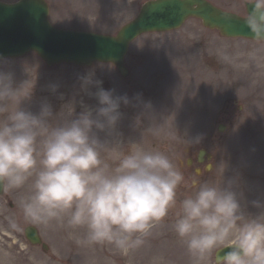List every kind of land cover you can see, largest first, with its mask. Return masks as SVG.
Instances as JSON below:
<instances>
[{
  "label": "rangeland",
  "instance_id": "rangeland-1",
  "mask_svg": "<svg viewBox=\"0 0 264 264\" xmlns=\"http://www.w3.org/2000/svg\"><path fill=\"white\" fill-rule=\"evenodd\" d=\"M47 1L51 21L59 27L115 33L137 14L145 0ZM212 1L246 13L242 0ZM192 28L198 35L189 39L185 34L189 35ZM130 50L126 60H131L133 74L145 79L143 83L138 82L137 87L145 86L147 96L155 100L148 101L141 112L122 105V117L114 136L99 133L101 139L113 141L102 152V160L115 167L129 150L152 148V152L163 153L169 158L170 151L173 154L170 159L178 162L180 155L174 148L170 150L173 146L165 150L171 138L169 135L196 133L195 138L200 137L198 145L215 154V165L205 174V181L215 184L223 179L222 186H231L245 212L259 214L261 209L252 202L264 204V41L225 38L216 30L205 29L198 19L192 18L179 29L150 32L139 37ZM142 60L145 63L140 67L138 62ZM93 66L84 73L69 63L49 68L35 53L0 60V71L13 75L14 86L26 82L22 95L33 91L21 104L33 113H39L45 102L52 106L54 113H59L63 105L75 102L76 115H79L83 111L81 101L95 110L99 107L94 95L98 91L95 82L99 79L91 74L95 68L103 70L102 87L105 90H112L115 96L127 95L128 79L117 83L120 76L113 66ZM161 73L164 75L163 89L157 90L154 89L155 81L160 82ZM86 76H91L93 83L85 90L82 81ZM152 104L156 110L149 114ZM143 121L145 129L140 130V134L144 135L136 138ZM221 125H224L223 131L219 130ZM237 142L249 147L236 149ZM248 157L257 161H246ZM193 179L185 177L177 187L176 204L169 209L165 220L144 238L142 246L127 254L107 243L87 244L83 228L71 229L55 221L48 225L25 221L19 201L28 194V186L4 190L0 194V264H192L184 242L175 235L171 225L182 214L180 202L195 194ZM10 220H15L22 230L13 229ZM29 225L39 229L48 245L47 250L29 242L25 235ZM215 252L208 264H215Z\"/></svg>",
  "mask_w": 264,
  "mask_h": 264
},
{
  "label": "clouds",
  "instance_id": "clouds-1",
  "mask_svg": "<svg viewBox=\"0 0 264 264\" xmlns=\"http://www.w3.org/2000/svg\"><path fill=\"white\" fill-rule=\"evenodd\" d=\"M252 6L246 24L264 41V0H252ZM25 83L14 86L13 75L0 71V189L28 186L19 201L27 222L83 228L87 244L107 243L123 254L142 246L175 206L183 173L167 155L142 149L129 150L115 167L102 160L113 141L99 133L114 136L121 103L130 101L105 90L101 81L95 82L94 94L99 107L81 101L79 115L75 102L59 113L46 102L39 113L21 107L33 92L22 95ZM92 83L86 76L82 88ZM189 142L199 143L200 137ZM222 184L223 179L214 184L194 178L195 194L180 202L182 214L172 231L192 264H208L224 246L229 250L217 253L215 264H264V204L252 202L261 209L257 215L245 212L237 193ZM10 226L22 230L15 220Z\"/></svg>",
  "mask_w": 264,
  "mask_h": 264
},
{
  "label": "water",
  "instance_id": "water-1",
  "mask_svg": "<svg viewBox=\"0 0 264 264\" xmlns=\"http://www.w3.org/2000/svg\"><path fill=\"white\" fill-rule=\"evenodd\" d=\"M252 8V2L247 3V15L242 16L208 0H150L132 21L112 36L55 27L49 20L45 0L0 1V58L35 51L49 65L63 61L91 65L102 61L122 67L129 45L137 36L179 28L190 17L201 19L204 26L219 30L223 36L256 40L246 24ZM25 232L31 243H42L37 228L29 226ZM43 246L48 248L45 243ZM228 250L225 246L216 254L223 255Z\"/></svg>",
  "mask_w": 264,
  "mask_h": 264
},
{
  "label": "flooded vegetation",
  "instance_id": "flooded-vegetation-1",
  "mask_svg": "<svg viewBox=\"0 0 264 264\" xmlns=\"http://www.w3.org/2000/svg\"><path fill=\"white\" fill-rule=\"evenodd\" d=\"M242 1L246 2V1H252V0H242ZM195 31L196 29L192 28L188 32L189 35L185 34V37H188L189 39H191L194 36H197V34H195ZM134 59H135V54H134ZM130 61L126 63L127 67L129 68V74L127 76L128 83H129V91L127 95H125L128 97L130 103L127 105L122 103V105H124L126 109H130L131 111H137L139 109V111L141 112L144 109V107H146V105L148 104V101H154L155 99L149 98L147 96V94L144 91L146 88L145 86L139 85L137 87L138 82L143 83L144 81L141 80V77H135V73L133 74L132 63ZM138 63L141 64V61H139ZM160 75H162L160 77V82L155 81L156 85L154 89H157V90L162 89L161 87H162V80H163L164 75L162 73ZM105 83L108 84L106 80H105ZM60 102L62 103V101ZM132 127H134V124L132 125ZM194 139L195 138L193 135H182L180 137V142L173 148L176 150L177 153L185 156L186 172L190 173L192 177H197L198 179H202V178H205V174L207 173V168L209 167V165L213 166L215 162L214 153L211 152L210 150L200 147L198 143L190 144L189 141H192ZM197 171H200V172H197Z\"/></svg>",
  "mask_w": 264,
  "mask_h": 264
},
{
  "label": "bare ground",
  "instance_id": "bare-ground-1",
  "mask_svg": "<svg viewBox=\"0 0 264 264\" xmlns=\"http://www.w3.org/2000/svg\"><path fill=\"white\" fill-rule=\"evenodd\" d=\"M248 147L249 146H241L239 143H238V145L235 146L236 149H241V150H243L244 148H248ZM246 161H249L252 163V162H256L257 160H254V159L248 157V158H246Z\"/></svg>",
  "mask_w": 264,
  "mask_h": 264
}]
</instances>
